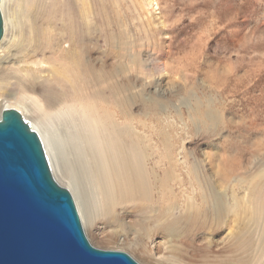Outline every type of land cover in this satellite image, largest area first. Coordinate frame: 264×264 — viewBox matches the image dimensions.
<instances>
[{
  "label": "rangeland",
  "instance_id": "374dc122",
  "mask_svg": "<svg viewBox=\"0 0 264 264\" xmlns=\"http://www.w3.org/2000/svg\"><path fill=\"white\" fill-rule=\"evenodd\" d=\"M75 1L82 27L86 5L93 28L88 61L109 73L122 65L132 118L120 121L143 137L149 170L167 176V188L120 209L125 229L102 216L98 240L81 219L91 244L140 264H264V0ZM9 39L1 62L50 76L52 63L18 62ZM74 82L76 102L86 101L79 75Z\"/></svg>",
  "mask_w": 264,
  "mask_h": 264
},
{
  "label": "bare ground",
  "instance_id": "6f19581e",
  "mask_svg": "<svg viewBox=\"0 0 264 264\" xmlns=\"http://www.w3.org/2000/svg\"><path fill=\"white\" fill-rule=\"evenodd\" d=\"M0 9L4 29L0 45L10 34L6 49L14 50L18 62L35 58L38 64L52 63L50 76L45 77L43 66H14L10 58L0 61L1 112L18 110L38 132L55 178L74 193L83 225L96 239L102 216L123 229L120 209L148 201L156 185L167 188V176L157 177L149 170L152 154L143 137L132 124L120 121L132 118L125 109L128 87L123 84L122 65L109 73L88 61L93 28L86 5L80 12L84 27L77 19L75 0H1ZM123 38L119 58L124 56ZM63 40L68 42L65 54L47 55ZM74 74L81 78L86 101L76 102Z\"/></svg>",
  "mask_w": 264,
  "mask_h": 264
},
{
  "label": "water",
  "instance_id": "95a60500",
  "mask_svg": "<svg viewBox=\"0 0 264 264\" xmlns=\"http://www.w3.org/2000/svg\"><path fill=\"white\" fill-rule=\"evenodd\" d=\"M3 32L0 9V40ZM0 264H140L91 244L38 132L14 108L0 117Z\"/></svg>",
  "mask_w": 264,
  "mask_h": 264
}]
</instances>
